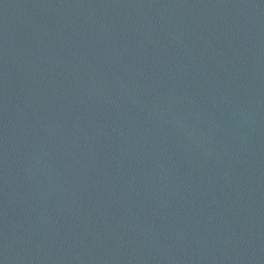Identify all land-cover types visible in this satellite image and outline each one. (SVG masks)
<instances>
[{"label":"water","instance_id":"obj_1","mask_svg":"<svg viewBox=\"0 0 264 264\" xmlns=\"http://www.w3.org/2000/svg\"><path fill=\"white\" fill-rule=\"evenodd\" d=\"M0 264H264V0H0Z\"/></svg>","mask_w":264,"mask_h":264}]
</instances>
